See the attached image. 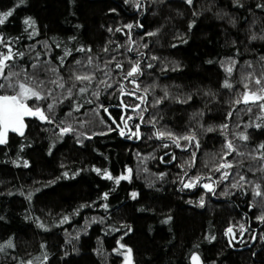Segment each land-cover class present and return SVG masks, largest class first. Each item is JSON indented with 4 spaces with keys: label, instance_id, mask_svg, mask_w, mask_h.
<instances>
[{
    "label": "trees",
    "instance_id": "1",
    "mask_svg": "<svg viewBox=\"0 0 264 264\" xmlns=\"http://www.w3.org/2000/svg\"><path fill=\"white\" fill-rule=\"evenodd\" d=\"M15 2L18 0H0V9L11 7ZM193 2L194 7L183 0H165L163 5L156 0H139L137 10L125 5L123 0H25L14 18H10L0 32L7 40L20 36L24 18L32 17L36 21V32L31 38L24 35L12 44L14 51L25 52L33 63L39 62L34 59L37 52L40 61H50L49 53L60 51L56 48L57 42L67 43L69 47L73 43L77 47L81 44L92 47L94 56L103 54L109 40L114 42L113 48L126 44L133 49L132 53H114L126 67L129 59L140 60L138 52H143L144 75L137 84L140 95L145 96L144 89L148 90L146 117L163 115L157 127L166 126L178 134L195 130L200 148L196 150L198 164L193 170L188 167L192 163L191 150L185 154L170 147L167 151L176 155L177 160L160 162L165 149L159 141L147 139L152 132L150 126L142 127V140H127L116 132L93 137L91 142L81 138L88 145L84 148L75 143L73 136L57 139L55 125L45 126L33 117H26V139L9 133V144L0 145V216L5 217L0 221V245L9 239L14 242V247L6 250L7 255L0 253V264H27L28 261L33 264H121V257L112 249L116 246L115 239L123 235L122 226L132 229L124 242L133 248L134 264H187L192 251H197L205 264H264V224L257 220L264 213V195L255 197L252 191L256 184H261L264 191V172L259 171L264 168V160L253 159L260 155L257 145L264 142V119L256 120L254 102L248 105L235 102L242 101L244 84H249V90L254 91L258 90L255 80L264 79V40L251 39L252 35H264V11L256 7L262 0H240L243 8L234 6L233 0ZM134 22L143 24V28L133 29L134 44H128V37L123 33L108 31ZM146 32L156 35L148 37L144 35ZM71 36L77 40L70 41ZM145 42L148 48L142 47ZM4 50L0 46V51ZM152 56L158 60H150ZM76 59H85L84 54H76ZM221 61L225 62L223 67ZM231 61L236 66L229 77L224 69ZM149 62L154 71L146 67ZM26 66L21 64L20 69ZM100 67L103 68V63ZM64 75H68L67 70ZM226 78L233 86L231 89L222 87ZM100 79L114 84L113 89L105 92V84L97 81L104 106L119 118L125 114L121 102L128 104V97L119 95L125 81L122 73L116 69L110 80L102 75ZM131 88L135 90L136 85ZM165 90L170 99L157 112L151 105ZM189 96L191 100L187 104L176 102ZM116 108L123 110L122 114ZM68 111L65 107L61 119L71 123L77 134L82 130L91 135L105 127L96 115L98 107L93 111L92 106H85L72 116L67 115ZM228 112L232 113L230 118ZM127 114L137 113L128 109ZM224 123L228 124L227 129L220 128ZM257 123L262 127L256 128ZM201 125L216 130L204 132ZM221 131L244 154H232L229 159L245 162L239 171L251 182L245 185L246 192L232 189L234 195H223L224 189H220L209 197L202 190L177 191L181 187L177 177L181 167L174 165L183 166L190 174L206 176L222 162L225 136ZM241 132L249 135V141L239 138ZM54 142L53 155H49V147ZM165 159L170 160L171 156ZM24 160L30 167H23ZM93 166L106 168L116 176L127 174L130 168L131 182L116 185L114 181L103 180L90 171ZM64 171L80 174L46 186ZM160 172L166 173L163 179L159 177ZM110 189H114L109 196L111 204L104 208L101 205L108 202L99 200L98 194ZM132 191L139 193L136 200L131 198ZM30 192L33 193L31 201L27 199ZM202 194L205 207L199 206ZM81 205L88 206L81 208ZM168 215L173 220L162 223ZM64 216H69L67 222H62ZM41 223L44 228L38 227ZM229 225L237 232L231 245L229 237L224 236ZM240 225L247 229L243 236L239 235ZM212 235L216 240L205 239ZM253 236L257 238L251 239Z\"/></svg>",
    "mask_w": 264,
    "mask_h": 264
},
{
    "label": "snow or ice",
    "instance_id": "2",
    "mask_svg": "<svg viewBox=\"0 0 264 264\" xmlns=\"http://www.w3.org/2000/svg\"><path fill=\"white\" fill-rule=\"evenodd\" d=\"M123 2L125 5L133 7L137 10L140 8L139 0H123ZM156 2L163 5L165 0H156ZM183 2L191 7L195 6L193 0H183ZM24 4L25 0H18V2H15L11 7L0 9V32L7 27V23L10 21V18H14L16 10ZM233 5L240 8L244 7V5L240 3V0H233ZM256 7L264 11V0H262L261 3H258ZM111 11L115 12L116 9H112ZM21 23L24 27L19 37L7 40L3 35H0V46H3L5 49L4 51H0V145L9 144V133H15L26 139V117H33L36 120L43 122L45 126L55 125L58 129V133H54V135L57 136V139L62 140L66 136H73L75 137V143L81 144L84 148H87L88 145L84 144L81 138L91 142L93 137L107 136L110 133L116 132L127 140H142V127L150 126L152 132L147 136V139L149 141H153L154 143L159 141L163 149H165L164 156L159 158L160 162L171 163L172 161L177 160L176 155L170 154L167 151L170 147L180 149L181 152L185 154H188L191 149L190 158L192 163L188 167L194 170L195 166L198 164L196 150L200 148V140L195 130L178 134L166 126L158 128L157 125L164 119L163 115H153L149 119L143 115V113L147 112L148 109L141 108L140 104L129 105L121 102L122 107L125 109V114L117 118L109 112V109L104 106V103L101 100L102 92L98 87L97 81H99L100 84H105V92L113 89L114 84L106 83L105 80L100 79V76L102 75L110 80L112 74H114L115 70L118 69L120 70V73H122V80H127L131 84L136 85L135 90L127 92L124 91V88L121 85L119 95L122 97H131L133 100L141 101V103L147 102L148 90L144 89L146 95L141 96L139 94L140 87L137 84V80L142 78L144 75L145 65L141 62L145 55L143 52H138L137 50L141 59H129L126 67L124 63L117 60V57L114 54L116 51H120L121 55L124 54V51L132 53L133 49L128 47L126 44L116 45L115 48H113L112 45L114 42L109 40V45L103 48V54L97 53L94 56V50L92 47H86L83 44L77 47L75 43L69 47L67 43L57 42L56 48L60 49V51L55 52L54 54L49 53L51 56L50 61H40V53L37 52L34 59L39 62L33 63L27 59L25 52L19 50L14 51L12 47L15 40L22 39L24 35L31 38L33 32H36V21L32 17L24 18ZM233 23L235 22L233 21ZM77 27L83 26L77 25ZM192 27L193 24L190 23L189 29ZM135 28H143V24L139 22L128 23L115 29L108 28V31L110 33L113 31L115 33H123L126 37H128V44H134L135 40L132 39V32ZM125 29H127V31H125ZM144 35L152 37L155 36L156 33L146 32ZM68 39L70 41H76L77 37L71 36ZM141 39H143V37H141ZM251 39L264 40V35L259 37L252 35ZM184 42L187 43V41ZM172 46L176 47L175 44ZM44 47L47 49L48 45L45 44ZM142 47L148 48L149 45L145 42ZM76 54H84L85 59H76ZM150 60H158V57L152 56ZM73 61L74 64L72 63ZM101 63H103V68L100 67ZM209 63H212V61H209ZM224 63V61H221L222 67L224 66ZM21 64L27 66L20 69ZM112 65H114V68L111 67ZM235 66L236 62L231 61L229 66L224 69L229 77L232 76ZM250 66L251 65H249V67ZM146 67L154 71V66L151 62H149ZM65 70L68 72L67 76L64 75ZM161 70L166 71L167 69ZM173 70H175V68ZM116 83L121 82L117 81ZM255 84L257 85L258 91H250L249 84H244L245 91L242 95V101L238 99L235 102H243L245 105H248L250 101L258 103L260 110L264 111V79H256ZM222 87L231 89L233 86L226 78ZM57 88L60 89L59 93L56 92ZM89 95L92 97L91 99L88 98ZM168 99H170L169 93L165 90L164 95L161 98L156 99L154 103H152L151 107L157 109V112H159L160 108L163 107L164 103ZM189 100H191V96L187 99H177L176 102L180 104H187ZM85 106H92L93 111H95L98 107L99 111L96 112V115L101 117L100 123L105 125L104 128L92 132L91 135L86 134L82 130L77 134L78 130L73 127L71 123H66L63 119H61V113H63L65 107L69 110L67 115L72 116L73 113L80 112ZM128 109L136 112L137 116L128 115ZM248 111H251V107L248 108ZM105 113H107V115H104ZM227 116L230 118L232 113L228 112ZM137 119L139 122H136ZM39 126L40 125H38V127ZM83 126V122H81V128H83ZM201 127L204 132L210 133L216 130L213 127L204 128L203 125H201ZM255 127L259 129L262 126L257 123ZM220 128L227 129L228 124L224 123L220 125ZM221 135L225 136L223 145L225 149L224 155L221 157L222 162H219L217 166L210 169V175L204 176L198 173L190 174L188 170L183 168V166L174 165L181 167V172L177 173L178 182L181 187L177 191L184 192L185 190H202L203 193L208 194L209 197L216 195L220 189H224L221 193L223 195H234V193L231 192L232 189H235L237 192H246L245 185L251 182L248 181L246 175L241 174L239 171V168H242L245 162L243 160L232 162L229 159L232 154H236L238 156H243L244 154L237 151L232 141L227 139V136L223 131H221ZM239 138L246 142L249 141V135L243 132L239 133ZM53 148H55V142L49 147V155H53ZM257 148L260 155L259 157H253V159L264 160V142L259 143ZM20 152H23V148L20 149ZM168 156H171L170 160L165 159V157ZM23 167H30L27 160L23 161ZM61 167L64 168L65 166L61 164ZM83 170L84 169L81 168L80 172ZM90 171L95 172L103 180L114 181L116 185H120L122 181L131 182L132 179V169L130 168L127 169V174L121 173L118 176L113 175V173L106 168L95 166H93ZM259 171L264 172V168L259 169ZM80 172L73 171L70 175L68 171H64L56 178V180L48 181L46 186L55 184L57 180L62 178H74L75 175H79ZM233 173H235V176H238L239 178L235 179ZM165 175L166 173L160 172V179H163ZM172 183L175 185L177 181L174 180ZM149 186L151 187V185ZM36 191L39 192L40 189H37ZM112 191H114V189L98 194L99 200L108 202L102 204V207L108 208L110 206L111 201L109 200V196ZM252 191L255 197L264 195V191L261 190V184H256ZM9 195H12V193H9ZM130 195L133 200H136L139 193L132 191ZM32 196L33 193L30 192L27 199L31 201ZM95 203L96 202L94 201L93 204ZM188 203H192V201H188ZM87 206L88 205H81L80 207L83 208ZM199 206L205 207V196L203 194L199 197ZM141 211H143V209H141ZM76 214H79V209L76 210ZM4 220L5 217L0 216V221ZM68 220L69 216H64L62 222H67ZM172 220L173 217L168 215L162 223L168 224ZM257 220L264 224V213L257 216ZM38 227L44 228V225L41 223L38 224ZM122 227L124 228L123 235L119 239H115V237H113L115 239L116 246L112 249V251L117 257H123V264H134L133 248L124 242V237L127 236L132 229L130 227ZM114 231L120 232L121 229H114ZM245 231H247V229L244 225H240L239 235L243 236ZM236 235L237 232L234 230L233 225H229L224 230V236L229 237V245H231L232 241L235 240ZM256 238L257 237L255 236L251 237L253 240ZM205 239L212 242L216 240V236L212 235L205 237ZM13 247L14 242L9 239L4 245H0V253L7 255L6 250ZM41 247H44V245H41ZM193 247L199 248V245H194ZM97 251L99 252V249H97ZM44 259L47 261L48 257L45 256ZM21 264H23V262H21ZM27 264H33V262L28 261ZM187 264H205V261L197 251H192L187 257Z\"/></svg>",
    "mask_w": 264,
    "mask_h": 264
},
{
    "label": "rangeland",
    "instance_id": "3",
    "mask_svg": "<svg viewBox=\"0 0 264 264\" xmlns=\"http://www.w3.org/2000/svg\"><path fill=\"white\" fill-rule=\"evenodd\" d=\"M123 85V88H124V91H132V90H134L133 88H131V86L133 85V84H131L129 81H127V80H125L123 83H122ZM254 91H258V90H254ZM142 96V95H141ZM251 102V101H250ZM128 104L129 105H132V104H140V106H141V108H147L148 106H147V103H141V101H139V100H133V98H131V97H128ZM255 108H253L254 109V111H256V113H255V115H256V120H258V119H264V111H261L260 110V108L258 107V103H255ZM148 109V108H147ZM132 116H137V114H131ZM143 115H147V112H144L143 113ZM257 122V121H256ZM135 140H137V139H135ZM165 142H167V141H165ZM178 150H180V149H178ZM191 150V149H190ZM192 170V169H191ZM207 176V175H206ZM215 179V178H214ZM121 264H123V257L121 256Z\"/></svg>",
    "mask_w": 264,
    "mask_h": 264
},
{
    "label": "flooded vegetation",
    "instance_id": "4",
    "mask_svg": "<svg viewBox=\"0 0 264 264\" xmlns=\"http://www.w3.org/2000/svg\"><path fill=\"white\" fill-rule=\"evenodd\" d=\"M120 103V102H119ZM115 111H121V110H119L118 108H116V110ZM123 111V110H122ZM122 111H121V114H122Z\"/></svg>",
    "mask_w": 264,
    "mask_h": 264
},
{
    "label": "bare ground",
    "instance_id": "5",
    "mask_svg": "<svg viewBox=\"0 0 264 264\" xmlns=\"http://www.w3.org/2000/svg\"><path fill=\"white\" fill-rule=\"evenodd\" d=\"M123 110H124V108L123 107H121Z\"/></svg>",
    "mask_w": 264,
    "mask_h": 264
}]
</instances>
